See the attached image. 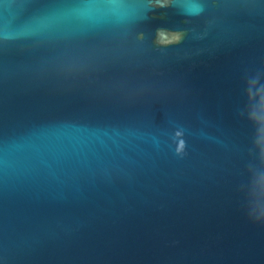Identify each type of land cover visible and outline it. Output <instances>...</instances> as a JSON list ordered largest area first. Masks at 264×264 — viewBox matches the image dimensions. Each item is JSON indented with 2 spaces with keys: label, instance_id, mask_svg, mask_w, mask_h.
<instances>
[{
  "label": "water",
  "instance_id": "obj_1",
  "mask_svg": "<svg viewBox=\"0 0 264 264\" xmlns=\"http://www.w3.org/2000/svg\"><path fill=\"white\" fill-rule=\"evenodd\" d=\"M0 264H264V0H0Z\"/></svg>",
  "mask_w": 264,
  "mask_h": 264
}]
</instances>
